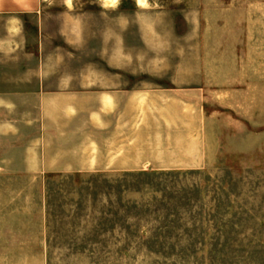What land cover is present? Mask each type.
Segmentation results:
<instances>
[{
  "label": "rangeland",
  "instance_id": "obj_1",
  "mask_svg": "<svg viewBox=\"0 0 264 264\" xmlns=\"http://www.w3.org/2000/svg\"><path fill=\"white\" fill-rule=\"evenodd\" d=\"M36 3L0 17V90L35 88L23 75L38 67L47 87L102 72L170 101L200 89L199 110L170 104L179 133L163 140L180 148L181 122H198L201 165L170 152L168 168L32 175L36 103L0 97V264H264V0Z\"/></svg>",
  "mask_w": 264,
  "mask_h": 264
},
{
  "label": "crops",
  "instance_id": "obj_2",
  "mask_svg": "<svg viewBox=\"0 0 264 264\" xmlns=\"http://www.w3.org/2000/svg\"><path fill=\"white\" fill-rule=\"evenodd\" d=\"M36 1L0 0V17L9 20L34 15L38 10ZM20 27L14 22L4 24L7 38L2 43L8 48L15 47ZM93 76L89 80L83 74H64L55 77V87H47L50 77L38 67L23 75L25 82L34 78L35 88L15 85L0 90V97L26 96L36 103L38 118L29 123L36 128V135L25 148L34 161L30 174H115L148 167L168 168L170 152H178L180 156L172 158L185 159L187 166L200 167V141L188 138L189 127H198V122L192 126L188 121L181 122L188 127L181 132L186 138L172 141L180 148L169 147L168 138L163 140L179 133L169 131V122L163 119L170 104L187 110L196 105L199 110L200 89H185L187 94L180 95L183 98L177 95L170 101L166 89L122 86L119 73L97 72ZM190 92L196 98L185 100Z\"/></svg>",
  "mask_w": 264,
  "mask_h": 264
}]
</instances>
